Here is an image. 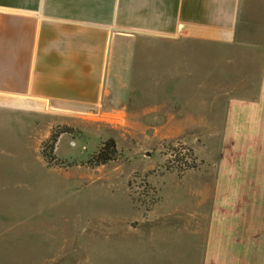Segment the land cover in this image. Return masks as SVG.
Listing matches in <instances>:
<instances>
[{
  "label": "rangeland",
  "instance_id": "374dc122",
  "mask_svg": "<svg viewBox=\"0 0 264 264\" xmlns=\"http://www.w3.org/2000/svg\"><path fill=\"white\" fill-rule=\"evenodd\" d=\"M237 30L224 44L138 36L132 76L111 78L122 108L0 106V264H202L199 174L223 150L255 166L264 264V126L226 124L230 103L257 95L264 0H241Z\"/></svg>",
  "mask_w": 264,
  "mask_h": 264
},
{
  "label": "crops",
  "instance_id": "0c3cea01",
  "mask_svg": "<svg viewBox=\"0 0 264 264\" xmlns=\"http://www.w3.org/2000/svg\"><path fill=\"white\" fill-rule=\"evenodd\" d=\"M240 7L241 0H0V106L78 114L122 108L111 78L132 76L138 36L233 43ZM261 53L257 95L229 104L227 134L264 126ZM226 155L210 176L199 174L200 201L212 205L202 264H255V166Z\"/></svg>",
  "mask_w": 264,
  "mask_h": 264
},
{
  "label": "trees",
  "instance_id": "16d2710c",
  "mask_svg": "<svg viewBox=\"0 0 264 264\" xmlns=\"http://www.w3.org/2000/svg\"><path fill=\"white\" fill-rule=\"evenodd\" d=\"M54 142H55V141H54ZM190 166H193V167H194V166H195V164H191ZM190 166H189V167H190Z\"/></svg>",
  "mask_w": 264,
  "mask_h": 264
}]
</instances>
